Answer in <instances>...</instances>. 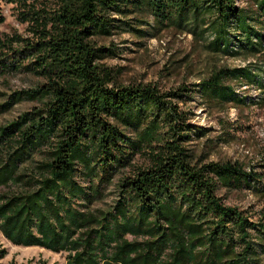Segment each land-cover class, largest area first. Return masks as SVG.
I'll return each mask as SVG.
<instances>
[{"label":"trees","instance_id":"16d2710c","mask_svg":"<svg viewBox=\"0 0 264 264\" xmlns=\"http://www.w3.org/2000/svg\"><path fill=\"white\" fill-rule=\"evenodd\" d=\"M1 1L15 3L27 27L25 35L0 34V77L37 81L0 92V114L23 100L38 103L0 125L3 237L64 252L65 264H264V211L252 219L218 193L247 187L264 197V172L197 156L189 142L204 131L179 106L197 94L210 105L254 103L231 80L262 90L264 103V0L247 7L235 0ZM169 28L206 37L216 55L258 63L213 68L197 83L167 90L117 83L102 62L116 49L96 38L154 37ZM36 154L43 156L36 170L21 171ZM136 155L148 163L134 165ZM127 169L112 209L93 211ZM6 255L0 247V259Z\"/></svg>","mask_w":264,"mask_h":264},{"label":"rangeland","instance_id":"374dc122","mask_svg":"<svg viewBox=\"0 0 264 264\" xmlns=\"http://www.w3.org/2000/svg\"><path fill=\"white\" fill-rule=\"evenodd\" d=\"M239 7L251 5V0H235ZM3 21L0 22V34L18 32L26 34V23L18 18V7L15 3L0 2ZM151 20V17H148ZM98 44L112 45L116 55L102 60L114 69L115 80L120 84L150 83L163 90L178 87L182 83H197L206 77L213 68L222 66L239 67L250 63H258L256 56L244 54H214L207 48V38L181 32L174 28L164 29L154 37L139 38L124 32L107 37H97ZM37 79L31 75L17 74L0 77V92L10 94L15 90L33 86ZM230 83L238 94L249 97L254 103L240 104L228 102L224 105L204 103L199 95L189 103H179L192 112L190 122L204 131L200 137L189 142L197 156L204 161H236L245 166L255 165L259 172H264V103L259 97L262 90L253 85L240 84L235 80ZM5 98V97H4ZM3 97H0L2 102ZM38 103L23 100L0 114V125L16 119L25 111L37 107ZM228 133H224L227 132ZM128 134V130H125ZM42 154L34 155L33 159L21 166V171L31 174L42 160ZM147 158L136 155L134 165L147 164ZM123 173L117 174L112 183L103 191L102 197L92 205L93 211L111 210L119 197L118 181ZM2 191V188L0 189ZM218 193L226 204L253 212L252 219L264 211V197L250 188L224 189ZM131 238V236H128ZM0 247L7 250V255L0 259V264H65L66 253H54L40 247H23L13 245L0 233ZM264 262V257L262 258Z\"/></svg>","mask_w":264,"mask_h":264}]
</instances>
